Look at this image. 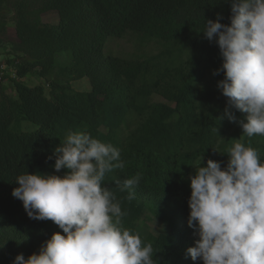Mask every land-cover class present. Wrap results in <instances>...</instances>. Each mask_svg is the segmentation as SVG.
<instances>
[{"label":"trees","instance_id":"trees-1","mask_svg":"<svg viewBox=\"0 0 264 264\" xmlns=\"http://www.w3.org/2000/svg\"><path fill=\"white\" fill-rule=\"evenodd\" d=\"M52 11L57 24L42 19ZM218 14L230 26L225 0H0V48L10 47L0 64V228L15 237L0 264H14L21 254L27 260L54 233L64 234L50 220L30 219L12 192L20 175L70 172L54 167L69 132L119 151L124 168L107 172L102 186L125 213L121 226L152 245L154 264H203L187 251L199 239L188 225L190 176L209 159L226 168L238 140L264 163V136L243 135L239 121L246 123V114L233 109L237 123L225 117L227 98L218 88L225 74L214 75L223 64L218 37L209 41L203 33ZM127 34L164 47L154 55H105L110 39ZM29 75L46 84H27ZM83 79L91 89L75 90L73 82ZM22 121L36 129H16ZM137 176L135 186L121 191ZM145 211L170 233L142 236Z\"/></svg>","mask_w":264,"mask_h":264},{"label":"clouds","instance_id":"clouds-1","mask_svg":"<svg viewBox=\"0 0 264 264\" xmlns=\"http://www.w3.org/2000/svg\"><path fill=\"white\" fill-rule=\"evenodd\" d=\"M231 4V24L208 20L203 32L218 37L224 79L218 88L227 98L225 117L237 123L233 109L246 114L239 121L243 135L264 136V0H225ZM225 117H220L224 119ZM58 175L18 176L12 195L23 202L30 219L54 222V233L39 254L14 264H154L151 244L121 226L119 203L102 186L107 172L123 169L120 153L84 133L69 132L56 148ZM226 168L209 159L190 176L188 225L199 239L187 251L203 264H264V163L258 151L237 142L228 151ZM140 177L126 179L121 191ZM135 198L134 193L127 197Z\"/></svg>","mask_w":264,"mask_h":264},{"label":"rangeland","instance_id":"rangeland-1","mask_svg":"<svg viewBox=\"0 0 264 264\" xmlns=\"http://www.w3.org/2000/svg\"><path fill=\"white\" fill-rule=\"evenodd\" d=\"M45 23L49 24H57L59 21L58 14L56 12H48L42 17ZM9 36L14 39V25L12 22H9ZM6 44V42H5ZM4 44V45H5ZM162 44V45H161ZM158 43L156 41H151L144 39L143 37H139L135 34H127L125 37L121 39H110L106 49L105 55H115L119 57H131L133 55H154L157 54L161 47H164L163 43ZM5 48H0V64H3L6 57H9V45L6 44ZM138 57V56H136ZM0 71V78H1ZM26 83L29 85H39L46 84L42 79L36 77L35 75H29L25 79ZM72 86L77 91H89L91 89L88 79H83L79 81L73 82ZM160 99V98H159ZM16 129H23L25 131L35 130L36 126L29 122H20V125L15 126ZM138 231L142 236H146L151 233L154 235H159L162 233L169 234L170 229L166 222H162L157 218L153 217L149 212L145 211L141 221L138 224ZM0 232L3 235L7 234V240L0 239V257L4 254V252L13 245L11 242L15 237L14 234L10 233L7 228H0ZM5 240V241H4Z\"/></svg>","mask_w":264,"mask_h":264},{"label":"built area","instance_id":"built-area-1","mask_svg":"<svg viewBox=\"0 0 264 264\" xmlns=\"http://www.w3.org/2000/svg\"><path fill=\"white\" fill-rule=\"evenodd\" d=\"M1 69H4L3 67H1Z\"/></svg>","mask_w":264,"mask_h":264}]
</instances>
